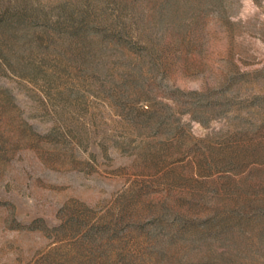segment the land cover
<instances>
[{
	"label": "rangeland",
	"instance_id": "obj_1",
	"mask_svg": "<svg viewBox=\"0 0 264 264\" xmlns=\"http://www.w3.org/2000/svg\"><path fill=\"white\" fill-rule=\"evenodd\" d=\"M138 5L101 74L0 69V264H264V0Z\"/></svg>",
	"mask_w": 264,
	"mask_h": 264
},
{
	"label": "trees",
	"instance_id": "obj_2",
	"mask_svg": "<svg viewBox=\"0 0 264 264\" xmlns=\"http://www.w3.org/2000/svg\"><path fill=\"white\" fill-rule=\"evenodd\" d=\"M139 1L141 0H48L43 3L39 0H0V69L5 66L7 70L18 73L20 70L15 65V60L31 59L35 54L49 53L53 56L73 54V61L85 73H102L105 64L101 56L104 54L111 52L119 55L121 46L128 47L129 52L133 53L148 49L144 46L143 28L133 30L132 25L127 22L128 19L133 24L135 20V24L138 21V25H144L143 13L137 10ZM133 34L137 35L136 40H133ZM107 44L112 45L113 49ZM117 57L121 59L120 55ZM136 67L135 72L128 73L129 79H124L123 85L117 86L120 91L123 88L128 90L129 84L141 87V63ZM134 77L138 78L137 81ZM0 90L9 100L14 101L8 89ZM164 219L153 220L155 226L152 236L155 240L159 237L158 225ZM99 232L102 238L109 233L106 229ZM116 236L115 231L114 237ZM158 241L155 249L160 245ZM159 256L165 257L163 252Z\"/></svg>",
	"mask_w": 264,
	"mask_h": 264
}]
</instances>
